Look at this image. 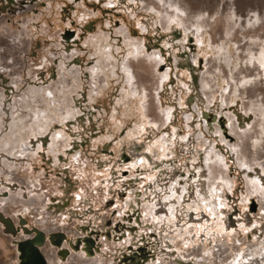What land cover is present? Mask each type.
Here are the masks:
<instances>
[{
    "label": "rangeland",
    "instance_id": "374dc122",
    "mask_svg": "<svg viewBox=\"0 0 264 264\" xmlns=\"http://www.w3.org/2000/svg\"><path fill=\"white\" fill-rule=\"evenodd\" d=\"M0 213V264H264V0H0Z\"/></svg>",
    "mask_w": 264,
    "mask_h": 264
},
{
    "label": "water",
    "instance_id": "95a60500",
    "mask_svg": "<svg viewBox=\"0 0 264 264\" xmlns=\"http://www.w3.org/2000/svg\"><path fill=\"white\" fill-rule=\"evenodd\" d=\"M0 218L11 228L12 232L16 233L18 231L9 218L4 217L1 213ZM22 228L29 237L15 241L17 250L20 252V262L18 264H48L46 257L40 249L47 241L45 231L37 227L29 228L26 225H23Z\"/></svg>",
    "mask_w": 264,
    "mask_h": 264
},
{
    "label": "bare ground",
    "instance_id": "6f19581e",
    "mask_svg": "<svg viewBox=\"0 0 264 264\" xmlns=\"http://www.w3.org/2000/svg\"><path fill=\"white\" fill-rule=\"evenodd\" d=\"M176 4H175V2H173L172 4H171V9H173V8H175L174 6H175ZM172 16V13L171 12H167V14H166V18H169V17H171ZM134 56V55H133ZM135 56H137V55H135ZM2 119V118H1ZM27 236V235H26ZM21 238V237H20ZM23 239V238H22ZM42 250V249H41ZM44 250V249H43ZM43 252V251H42ZM61 254H63V255H65V253L64 252H61ZM47 256V255H46ZM56 257H57V252H56V254L55 255H52V256H48V258H47V261H48V264H52L53 263V261H55L56 260ZM97 262L98 261H93V262H91L88 258H86V259H84L82 262H79V263H77V264H97ZM76 264V263H75Z\"/></svg>",
    "mask_w": 264,
    "mask_h": 264
}]
</instances>
